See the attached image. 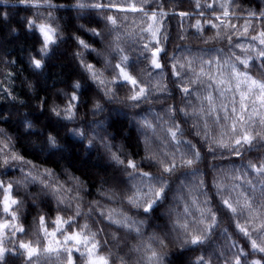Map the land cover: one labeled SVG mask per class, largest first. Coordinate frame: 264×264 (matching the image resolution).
<instances>
[{"label": "clouds", "instance_id": "1", "mask_svg": "<svg viewBox=\"0 0 264 264\" xmlns=\"http://www.w3.org/2000/svg\"><path fill=\"white\" fill-rule=\"evenodd\" d=\"M0 264H264V0H0Z\"/></svg>", "mask_w": 264, "mask_h": 264}]
</instances>
